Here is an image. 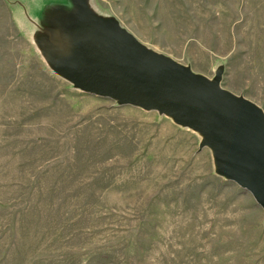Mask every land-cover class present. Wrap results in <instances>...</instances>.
Masks as SVG:
<instances>
[{"label":"rangeland","instance_id":"obj_1","mask_svg":"<svg viewBox=\"0 0 264 264\" xmlns=\"http://www.w3.org/2000/svg\"><path fill=\"white\" fill-rule=\"evenodd\" d=\"M78 9L264 114V0H0V264H264L197 132L61 74Z\"/></svg>","mask_w":264,"mask_h":264},{"label":"water","instance_id":"obj_2","mask_svg":"<svg viewBox=\"0 0 264 264\" xmlns=\"http://www.w3.org/2000/svg\"><path fill=\"white\" fill-rule=\"evenodd\" d=\"M76 15L75 47H64L69 56L61 74L83 92L117 96L197 132L200 148L212 151L218 174L250 193L264 212L263 112L223 90L218 77L209 80L148 52L117 25L94 23L82 9ZM65 32L72 36L75 26L69 24Z\"/></svg>","mask_w":264,"mask_h":264},{"label":"bare ground","instance_id":"obj_3","mask_svg":"<svg viewBox=\"0 0 264 264\" xmlns=\"http://www.w3.org/2000/svg\"><path fill=\"white\" fill-rule=\"evenodd\" d=\"M62 30H64V29H62ZM62 30H61V31H62Z\"/></svg>","mask_w":264,"mask_h":264}]
</instances>
